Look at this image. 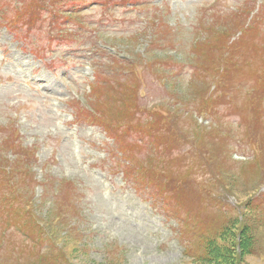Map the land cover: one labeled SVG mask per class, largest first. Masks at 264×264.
I'll use <instances>...</instances> for the list:
<instances>
[{
  "label": "rangeland",
  "instance_id": "obj_1",
  "mask_svg": "<svg viewBox=\"0 0 264 264\" xmlns=\"http://www.w3.org/2000/svg\"><path fill=\"white\" fill-rule=\"evenodd\" d=\"M29 1L22 12L34 15L33 25L13 23L11 14L0 11V140L10 134L12 150L20 151L21 143L36 150L32 173L47 184L26 194L40 224L50 226L54 252L63 249L68 264H203L182 255L177 222L157 201L166 192V206L178 207L173 193L182 176L190 168L197 178L204 172L188 142L197 144V128V138L207 141V157L213 154L221 169V177L202 175L203 181L212 178L210 185H216L220 178L216 197L224 195L253 238L241 242L244 251L236 261L264 264V204L256 199L264 179L248 176L249 184L243 182L252 161L261 162L254 169L264 178V11H258V28L245 31L241 25L250 16L241 10L243 0H142L144 8L139 0H122L116 9L106 0ZM2 7L14 4L4 0ZM126 70L137 80L136 100L125 84ZM221 91L230 93L213 114ZM199 96L211 97L207 102ZM205 107L206 113L190 120L191 111ZM153 111L160 112L159 136ZM101 125L111 129L113 143ZM226 134L236 150L227 162L209 139ZM60 179L68 182L54 197ZM182 203L202 209L188 194ZM223 210L202 212L204 228L212 227L208 216L218 218ZM224 219L211 237L221 232ZM38 260L26 250L12 264Z\"/></svg>",
  "mask_w": 264,
  "mask_h": 264
},
{
  "label": "trees",
  "instance_id": "obj_2",
  "mask_svg": "<svg viewBox=\"0 0 264 264\" xmlns=\"http://www.w3.org/2000/svg\"><path fill=\"white\" fill-rule=\"evenodd\" d=\"M212 146H215L218 152H220L218 158L222 154V161L227 162L229 150L227 149L226 142H213ZM196 153L197 159L202 163V167L204 168L203 174L205 173V175L211 177L216 175L221 177L220 166L217 167L212 152L211 157L208 158L206 155L207 147L204 140L201 141L200 146L196 149ZM2 159L8 160L6 155ZM260 163L252 161L246 168H244L246 169L245 172L247 175L243 176V182L245 184H249L250 179L248 176L253 177L257 175L255 177L256 180L257 178L259 180L264 179L261 177L262 175L258 174L254 169L255 167L257 168V165ZM22 165L27 169L32 168V165L24 164L20 159L16 160L14 166L9 165L8 161L0 164V258L4 264H12V262L17 263L23 258L25 251L30 250L38 257L39 260L36 262L37 264H61L66 261L68 263V257L63 249L62 251L57 250V253L54 252V247L50 243L52 238V235L50 234L52 233L50 226L47 224L41 225L36 217L34 208L30 204L29 198L26 194L28 188H33L31 183L26 181V176H32V174H30L28 170H25L24 174L19 173V166ZM183 178L185 180H183V182L174 190L175 196L173 197L178 200V207L177 205H169V208L173 212V217L175 218L176 216L177 218H180L181 209H183V212L187 215L186 219L195 220L197 221L196 223H198V221L203 222L204 219L201 215L202 212H207L206 208H202L203 210H191L185 208L182 203L184 195L189 194L193 187H199L201 183L196 182L197 176L194 175L192 168L186 171ZM29 179H31V177H29ZM220 182L221 180L218 177L216 179L217 185H219ZM205 187L209 193L211 187L210 183L206 184ZM260 196L261 195L256 199L262 198L261 208H263L264 196ZM203 197L206 198V200H210V202L217 201L215 198H210V195H202L200 193L198 197V201H200L199 206L203 205L205 202ZM54 214L56 217L60 218L58 213ZM215 215H217L218 218H215L213 215V217L208 216V219L211 220L212 228L216 231L207 232L211 235H209L208 238H205L204 236L201 245L193 246L190 241L199 244V238L194 237L195 235L192 232L188 233L186 229H182L183 235L186 234L184 236L185 239L182 240L185 244V255L195 256L196 261L203 264H239L238 261H236V258L241 257L240 255L244 251L241 242H244V244L247 245L248 242L252 241V235L243 222L238 223V218L230 217L224 219L226 222L221 224L222 227L219 229L221 232L216 236L211 237L212 234L217 232L218 225L222 222L220 220L225 217L220 213H216ZM234 225H237L239 229L236 230L235 227H233ZM65 227L68 226L65 225ZM20 233L23 234V237L20 236ZM61 233H63V231H61L60 234ZM230 238H233L234 241ZM230 240L232 246L231 244L228 246L225 245L226 247L222 245V243L224 244L227 241L230 242ZM74 241H78L77 238H75ZM248 252L250 253V251Z\"/></svg>",
  "mask_w": 264,
  "mask_h": 264
}]
</instances>
